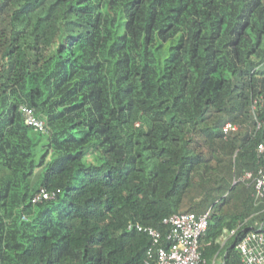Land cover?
<instances>
[{
	"label": "trees",
	"instance_id": "1",
	"mask_svg": "<svg viewBox=\"0 0 264 264\" xmlns=\"http://www.w3.org/2000/svg\"><path fill=\"white\" fill-rule=\"evenodd\" d=\"M262 142L264 0H0V264H144L186 212L243 264Z\"/></svg>",
	"mask_w": 264,
	"mask_h": 264
},
{
	"label": "built area",
	"instance_id": "2",
	"mask_svg": "<svg viewBox=\"0 0 264 264\" xmlns=\"http://www.w3.org/2000/svg\"><path fill=\"white\" fill-rule=\"evenodd\" d=\"M20 112L26 125L35 131L47 133L45 121L38 117L35 109L28 105H21ZM238 125L228 122L224 126L225 133L235 131ZM258 156L264 160V142L256 147ZM250 180L254 186L253 197L257 204L264 202V167L261 166L256 172L247 171L242 177ZM59 191H49L41 187L33 196L34 203L54 200ZM264 211V207H263ZM209 213L196 214L194 212L173 213L164 219L170 225V232L167 236L170 243L168 247H158L155 250L149 249L148 258L144 264H151L155 259L156 264H208L202 255V244L200 238L208 227ZM128 229H136L147 233L157 243L161 233L150 226L140 223L129 222ZM237 249L241 254L243 264H264V221L257 229L250 230L237 243Z\"/></svg>",
	"mask_w": 264,
	"mask_h": 264
},
{
	"label": "rangeland",
	"instance_id": "3",
	"mask_svg": "<svg viewBox=\"0 0 264 264\" xmlns=\"http://www.w3.org/2000/svg\"><path fill=\"white\" fill-rule=\"evenodd\" d=\"M61 37H62V36H60V37H58V38L56 39L55 46L61 43V40H62ZM55 46H54V48H55ZM54 48L51 49V52L54 51ZM45 141H46V138L44 137V138H42V140L39 142V144H38V146H37V151H36V152H37V157H39V155L41 154V152H42V144H43ZM39 171H40V169H38L37 172L33 175V177H32V181H36V179H37V177H38V173H39ZM233 184H234V183H233Z\"/></svg>",
	"mask_w": 264,
	"mask_h": 264
},
{
	"label": "crops",
	"instance_id": "4",
	"mask_svg": "<svg viewBox=\"0 0 264 264\" xmlns=\"http://www.w3.org/2000/svg\"><path fill=\"white\" fill-rule=\"evenodd\" d=\"M263 211V209H262ZM228 238H225L224 241H223V245L226 243ZM219 263V260L216 259V256H214L210 261H209V264H218Z\"/></svg>",
	"mask_w": 264,
	"mask_h": 264
}]
</instances>
